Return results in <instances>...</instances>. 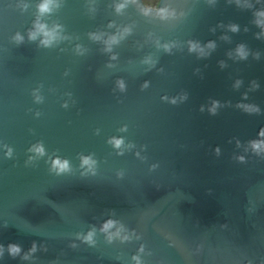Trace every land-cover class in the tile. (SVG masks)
Returning a JSON list of instances; mask_svg holds the SVG:
<instances>
[{"label": "water", "instance_id": "95a60500", "mask_svg": "<svg viewBox=\"0 0 264 264\" xmlns=\"http://www.w3.org/2000/svg\"><path fill=\"white\" fill-rule=\"evenodd\" d=\"M18 2L0 0V244L6 249L17 243L26 251L36 241L47 251L25 261L5 250L0 264H133L141 244L144 264H264V154L257 156L248 146L264 127V41L253 37L259 29L250 23L251 12L226 0L214 6L206 0H161V6L186 15L160 21L140 15L135 5L116 15L113 0H96L94 16L87 12V0H63L48 22L58 21L79 39L38 48L34 42L16 46L11 41L31 27L38 0H25L30 5L25 12ZM109 21L134 23L132 34L114 46L115 68L106 67L108 54L87 37L98 29L114 31L107 29ZM219 22L237 23L241 31L228 33L230 43L221 41L222 29L209 32ZM148 32L182 47L172 54L152 44L138 47ZM188 39L216 40L217 48L198 59L187 51ZM241 42L259 50L261 59H229L225 53ZM76 43L89 51L76 55ZM148 54L158 62L145 71L140 61ZM219 60L228 66L221 70ZM195 68L203 79L193 74ZM117 78L125 81L123 93L113 91ZM237 79L243 80L238 90L233 88ZM253 79L260 88L249 92L246 102L257 104L259 115L235 107ZM144 81L149 87L141 90ZM39 85L42 103L31 94ZM181 92L188 98L176 105L161 99ZM212 99L222 105L216 115L208 112ZM125 125L127 131L120 132ZM112 136L136 147L117 155L107 143ZM37 142L48 155L26 165L28 149ZM4 145L13 149L12 158L5 157ZM53 154L69 160L71 173L49 172L46 161ZM79 154H93L95 176H81ZM153 164L158 167L150 171ZM118 171L123 178H117ZM110 217L140 239L109 244L99 231L94 247L76 239V233L98 229ZM73 242L76 248L70 247Z\"/></svg>", "mask_w": 264, "mask_h": 264}, {"label": "clouds", "instance_id": "9594fccd", "mask_svg": "<svg viewBox=\"0 0 264 264\" xmlns=\"http://www.w3.org/2000/svg\"><path fill=\"white\" fill-rule=\"evenodd\" d=\"M206 3L210 6H214L217 3V0H206ZM228 5H234L237 9L241 11H250L252 19L250 23L259 31L253 33V37L256 40L264 41V0H226ZM135 5L137 11L140 15L148 18L158 19L160 21H173L179 18H182L186 15L183 10L177 11L176 8L172 7L169 4L161 6V0H113L111 7L116 15H123L125 10L130 6ZM29 4L25 0H19L16 4V7L21 11L25 12L29 8ZM258 6V7H257ZM63 7V0H38L35 4V13L34 19L32 21L31 27H29L24 34L17 31L12 37L11 41L16 45L20 46L26 41L29 43H36L38 48H53L64 41L71 42L73 39L78 40L79 37H73L65 33L64 25L59 23L56 20H52L51 23L48 22L49 18L56 12H58ZM97 11L96 0H87V12L90 16H94ZM107 29H114V31H104L96 30L90 31L87 33V37L90 41L102 45L100 51L102 53L108 54L109 62L106 64L107 68H115L116 64L113 63L118 60V54L113 51L114 46H118L122 41H124L128 36L133 32V24L118 25L115 21H109L107 24ZM222 29V34L218 37L219 40L226 43L231 42V34H238L241 31L239 24L234 22H229L227 24L223 22L217 23L215 26L209 27V32L215 33L217 29ZM243 31L247 33L249 31L248 26L243 28ZM144 44H152L156 49L163 50L167 54H172L173 49H180L181 43L177 40H169L167 42H161L159 36L155 35L152 32H148L146 38L141 44L137 42L138 47H143ZM185 44L187 45V51L190 54H195L198 59H206L211 56V54L217 48L216 40H208L205 43L196 39H188ZM60 51H65V49H60ZM89 51L88 48L83 46L80 43H76L73 52L78 56H83ZM225 55L233 61H247L249 56L254 60L259 61L261 59V52L259 50H252L245 43H237L233 49L228 50ZM157 59L154 58L151 54L145 55L140 61L142 65H146L147 68L145 71H150L153 68H156ZM218 66L221 70L226 68L228 65L224 60H219ZM206 67V66H205ZM158 72L162 73L164 70L157 69ZM193 74L199 76L203 79V73L200 68H195ZM65 76L68 75V71H65ZM243 84L242 79H237L233 88L238 90ZM43 85L32 90V96L36 103L43 102V96L41 95L40 89ZM149 87V82L144 81L141 85V90L147 89ZM260 88V83L258 80L249 81V87L246 91L241 93V99L236 103L235 107L242 110L244 113L252 115L261 114L260 107L255 103H248L249 92H254ZM113 91H119L121 93L126 91V84L124 79L117 78L115 81V87ZM66 95L71 99L72 94L66 93ZM188 98L187 92H181L178 96L169 97L167 95L162 96L161 99L170 104L176 105L177 102H184ZM75 103V101H73ZM225 104L230 105L231 101H226ZM221 102L219 100L212 99L210 101V106L208 107V112L210 115H216L217 109L221 107ZM62 107L67 109L69 107L68 101H65L62 104ZM201 111H204V106H201ZM36 116H40L39 112H36ZM99 134V129L96 130ZM120 132H126L127 126H123L119 129ZM107 143L116 150L117 155H123L126 151H131L136 147L134 143L125 142L124 137L122 136H112L107 140ZM248 146L257 156L264 154V127H261L257 132V137L248 141ZM5 157H13V149L4 145ZM28 152L32 155L28 156L26 165H34V163L42 157L48 155L44 147L43 142H37L31 147H29ZM216 152H219V149H216ZM135 155L144 160L146 157H141L139 152H136ZM237 159L243 163L245 158L243 156L237 157ZM80 168L83 169L81 176H95L97 169V161L93 158V154L84 155L79 154ZM46 163L50 164L49 172L55 173V175L60 176L62 174L71 173L72 168L70 162L66 158H61L58 155H49ZM158 167L157 164L150 166V171ZM117 178H123L124 172L118 171L116 173ZM211 193V189H209ZM251 211V209H249ZM6 226V225H5ZM221 228H227V224L220 225ZM97 231L103 234L105 241L111 244L114 240H119L121 243L129 242L134 237L135 239H140L136 235L135 231L130 232L124 225L118 220L112 219L111 217L104 220L97 229L96 226H92L90 230L86 233L78 232L76 233V239L81 243L86 244L90 247H94L97 244L96 235ZM70 247L76 248L77 244L73 242ZM5 250L8 255L15 259L19 257L21 260H31L34 257V254L38 251H47L46 245L43 243L37 244L36 241H33L30 248L26 251L23 250L22 246L17 243H9L6 246L0 244V257H3ZM145 254V247L143 244L137 249V253L132 255L131 260L133 264H144V261L141 259V255ZM151 255V253H146Z\"/></svg>", "mask_w": 264, "mask_h": 264}]
</instances>
